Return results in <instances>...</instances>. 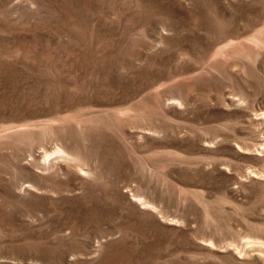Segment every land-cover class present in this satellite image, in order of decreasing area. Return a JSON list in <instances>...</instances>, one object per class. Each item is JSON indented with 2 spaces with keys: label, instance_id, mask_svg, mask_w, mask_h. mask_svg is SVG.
Returning <instances> with one entry per match:
<instances>
[{
  "label": "rangeland",
  "instance_id": "1",
  "mask_svg": "<svg viewBox=\"0 0 264 264\" xmlns=\"http://www.w3.org/2000/svg\"><path fill=\"white\" fill-rule=\"evenodd\" d=\"M0 264H264V0H0Z\"/></svg>",
  "mask_w": 264,
  "mask_h": 264
}]
</instances>
